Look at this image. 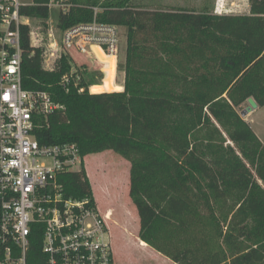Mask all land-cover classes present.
Instances as JSON below:
<instances>
[{"label": "trees", "instance_id": "16d2710c", "mask_svg": "<svg viewBox=\"0 0 264 264\" xmlns=\"http://www.w3.org/2000/svg\"><path fill=\"white\" fill-rule=\"evenodd\" d=\"M48 1H24L19 13L45 20ZM249 2V14L232 15L145 10L131 0L105 1L94 13V4L70 0L59 29L94 17L125 28L118 91H99L92 85L104 73L82 66L80 80L63 85L68 55L42 69L30 26L20 24L23 87L62 105L42 118L38 141L129 159L138 237L177 264H264V146L238 111L250 98L264 106V0ZM67 180V194L91 193L83 169ZM40 240L28 264H43Z\"/></svg>", "mask_w": 264, "mask_h": 264}, {"label": "built area", "instance_id": "2783aa9c", "mask_svg": "<svg viewBox=\"0 0 264 264\" xmlns=\"http://www.w3.org/2000/svg\"><path fill=\"white\" fill-rule=\"evenodd\" d=\"M22 4L0 0V264H28L38 238L43 264H115L108 224L112 209L101 212L92 189L84 197L66 193L68 174L84 170L85 156L74 142L37 139L42 118L62 105L47 91L22 85L20 24H29L19 13ZM70 6V0L48 1L49 8ZM58 30L69 58L73 51L89 55L99 49L104 63L113 58L116 65L119 25L94 17ZM101 71L104 81L107 71ZM72 78L76 84L80 74L71 64L61 83Z\"/></svg>", "mask_w": 264, "mask_h": 264}, {"label": "rangeland", "instance_id": "374dc122", "mask_svg": "<svg viewBox=\"0 0 264 264\" xmlns=\"http://www.w3.org/2000/svg\"><path fill=\"white\" fill-rule=\"evenodd\" d=\"M58 13L59 9L57 7H50L47 19L29 20L30 43L40 50L41 68L48 71L56 70L59 67L60 57L65 55L60 45L61 35L57 27ZM125 47L126 30L124 27H120L116 71L114 74L113 68L107 71L104 81L101 79L98 84L104 85L102 89L105 90L101 89L99 91H118L123 89L124 70L120 67V64H123L125 60ZM72 53L70 61L74 69L82 66V69L86 67L88 70H98L97 60L95 61L92 56L90 57L74 51ZM112 75H114L113 81ZM89 91H92L90 87ZM255 108L256 103L249 100V104L244 103L238 109L242 118L249 123L254 132L257 131L252 126L254 122L264 123V113L259 115ZM245 110L248 112L243 116L242 113ZM257 133L259 137H262L264 142V126H260ZM262 145L264 146V143ZM84 171L91 184L99 210L104 212L107 209H112L111 219L108 221V224L109 238L110 234H112L110 240L113 248L114 263L171 264L163 260L152 250L139 245L137 239V229H139L138 214L129 196V159L112 150L87 154L84 157Z\"/></svg>", "mask_w": 264, "mask_h": 264}, {"label": "crops", "instance_id": "0c3cea01", "mask_svg": "<svg viewBox=\"0 0 264 264\" xmlns=\"http://www.w3.org/2000/svg\"><path fill=\"white\" fill-rule=\"evenodd\" d=\"M25 0H23L24 2ZM78 4H93L94 7L99 8V6L108 0H76ZM27 2V0H26ZM131 3L135 5L136 7H139L140 9L145 10H175V9H189L194 10L196 12H209L213 14H232V15H240V14H249L250 13V2L249 0H131ZM88 56H92L94 60L97 62L98 70L101 71L102 68L108 66V63H104L103 58L104 55L99 49H94L92 53H90ZM115 63H113V74L115 73ZM114 80V75H112V81ZM92 86H104L102 84L100 85H92ZM91 86V87H92ZM90 87V88H91ZM105 90V89H102ZM92 92V91H91ZM95 92V91H94ZM99 92V91H96ZM249 100L254 101L252 98ZM249 100H247L245 103L249 104ZM263 107L264 106H258L256 104L255 110H257V113L263 114ZM262 112V113H261ZM254 129L257 131L259 130L260 126H264V123H257L254 122L253 125ZM256 132V135L258 136V133ZM260 141L262 143L263 139L262 137H259ZM139 220V217H138ZM139 230V229H137ZM137 239L139 241V245L142 247H145L147 249L152 250L156 254H158L163 260H166V262H169L171 264H177L170 260L168 257L164 256L151 246H149L147 243L142 241L138 236ZM140 243H143L144 245H141Z\"/></svg>", "mask_w": 264, "mask_h": 264}, {"label": "water", "instance_id": "95a60500", "mask_svg": "<svg viewBox=\"0 0 264 264\" xmlns=\"http://www.w3.org/2000/svg\"><path fill=\"white\" fill-rule=\"evenodd\" d=\"M247 112H248L247 110L243 111L242 115L243 116L246 115Z\"/></svg>", "mask_w": 264, "mask_h": 264}, {"label": "flooded vegetation", "instance_id": "af4514ba", "mask_svg": "<svg viewBox=\"0 0 264 264\" xmlns=\"http://www.w3.org/2000/svg\"><path fill=\"white\" fill-rule=\"evenodd\" d=\"M110 238H112V234H110Z\"/></svg>", "mask_w": 264, "mask_h": 264}, {"label": "bare ground", "instance_id": "6f19581e", "mask_svg": "<svg viewBox=\"0 0 264 264\" xmlns=\"http://www.w3.org/2000/svg\"><path fill=\"white\" fill-rule=\"evenodd\" d=\"M109 59L113 60V58H109Z\"/></svg>", "mask_w": 264, "mask_h": 264}]
</instances>
